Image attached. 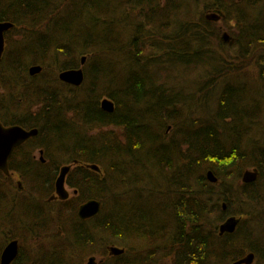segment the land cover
Instances as JSON below:
<instances>
[{
	"label": "trees",
	"instance_id": "1",
	"mask_svg": "<svg viewBox=\"0 0 264 264\" xmlns=\"http://www.w3.org/2000/svg\"><path fill=\"white\" fill-rule=\"evenodd\" d=\"M219 1L213 0L221 6ZM242 1L229 6L232 14L222 10L237 25L236 46L247 53L264 48V0ZM186 5L188 0H0V23L13 25L5 33V50L0 61V121L38 130V135L21 147L28 148L27 155L20 158L25 164L29 163L33 149L44 150V157L49 153L66 158V165L78 162L67 177L69 187L77 190L78 195L58 206L56 215L50 216L62 229L63 236L51 246L55 255L42 251V257L37 259L40 263L76 264L77 258L104 249L110 242L124 248L132 240L148 239V234L158 239L173 231L180 236L176 245L188 251L186 257L176 252L174 264H228L237 254L233 250L239 248L230 244V236L223 240L216 237L222 216L219 207L214 210L216 199L223 198L227 206L232 204L234 208L239 201L234 214L241 217V226L251 219L256 222L264 218V148L261 141L254 143L252 138L254 122L250 117L256 119L257 107L252 92L227 83L217 92L210 117L186 122L178 120L174 113L176 104L187 101L182 91L175 92L172 87L174 82L171 84L167 75L171 68L204 67L211 74L225 71L223 59L219 60L209 46L208 40L215 35L211 23L204 19L188 20V14H183ZM113 12L122 15L127 23L119 22L111 15ZM133 12L138 16H133ZM132 27L137 30L128 42L125 31ZM167 28L176 30V36L169 41L178 46L179 54H173L167 47L160 50L162 55L167 54L162 56L163 61L151 60L162 59L158 58L159 53L144 56L143 46L152 40L150 31L162 34ZM84 55L90 59L83 67L85 81L77 90L83 95L66 97L63 90L66 85L58 81V74L78 69V58ZM34 66L41 67L39 75L48 69L54 75L50 80L34 83L28 73ZM263 66L264 60H260L259 69ZM158 75L162 78L153 79ZM87 76L91 84L84 89ZM54 83L60 89H55ZM209 84L213 92V83ZM101 98L114 102L113 113L100 109ZM166 123L176 126L172 135L165 136ZM98 130L102 132L93 133ZM48 164L34 161L24 171L17 170L31 196L37 194L42 202L51 193L60 166L54 165L53 176L46 177ZM86 165L98 166L100 173L87 169ZM246 165L258 169L257 181L235 187L232 179L239 181ZM205 168L218 173L217 185L205 184L206 175L202 172ZM151 177L159 184L158 189L146 187ZM191 178L207 187L209 193L201 188L188 189L183 195L177 182L188 187L186 183ZM140 187V194L148 192L155 197L150 211L147 209L150 204L133 198ZM256 188L262 194L256 196ZM124 189L129 190V197L123 193ZM3 199L0 193V221L18 229L20 234L26 226L17 222V227L13 214L7 210L4 214L7 201ZM172 199L179 202L178 206L171 208ZM87 200H98L101 208L97 216L82 221L77 217V209ZM24 201L35 203L26 197L18 202ZM201 203L205 205L204 212ZM35 209L28 214H33L29 233L37 228L38 221L52 225L49 218L37 215L42 212L39 204ZM0 232L1 247L6 234L12 231ZM204 238L209 252L200 244L206 242ZM205 253L210 254L209 259L203 256ZM254 253L259 257L263 254ZM127 254L129 251L125 249L121 256L109 258L110 264L141 262V253L137 254L139 262Z\"/></svg>",
	"mask_w": 264,
	"mask_h": 264
},
{
	"label": "rangeland",
	"instance_id": "2",
	"mask_svg": "<svg viewBox=\"0 0 264 264\" xmlns=\"http://www.w3.org/2000/svg\"><path fill=\"white\" fill-rule=\"evenodd\" d=\"M128 2V0H126ZM221 4L220 5H215L213 0H188V5H186V9L183 11L184 13L188 14V20H199V19H204L205 21H208L209 26L214 29V38L209 39V46L210 49L212 48L215 52L216 57L223 61L221 63L224 65V72L223 74H218L214 73L211 74L210 71L206 70L204 67H194L192 70H187L186 68H171L170 73H167L169 75L171 80V84H173V88L175 92L182 91V96L185 98L187 102L184 104L179 103L176 104L175 106V111L176 117L179 120H185L186 122L188 121H193L196 119H206L210 117V113L212 115V112L214 109H211L212 106H215L216 104V95L217 92L221 90V86L224 84H234V85H241L243 86L246 90H249L252 92L254 98L257 100L256 101V106L255 107V117H256V122H254L251 126L252 130V138L254 143H257V141L264 140V66L259 69L258 63L261 60H264V48H259V49H254L251 52L244 53L242 49H238L239 46H236L237 44V35H238V30H237V25L235 22L231 21V18L225 17V14L222 10V8L225 10L226 13L232 14L231 8L237 3L241 4L243 1L242 0H220L219 1ZM234 3V4H233ZM232 5L231 8L229 6ZM133 16H138L133 12ZM140 18L138 19L137 23H139ZM205 25V24H203ZM159 31L155 32L154 29L150 31V35L152 36V40L146 44H144L143 48V55L144 56H149L152 53H158V51L162 50L163 48L168 47V43H170L169 38H174L176 35V30L175 29H170L167 28L165 31H162V34H158ZM226 35L227 39L225 42L222 41V36ZM17 35L15 36V38ZM219 54L222 56L220 57ZM167 54H164L165 56ZM158 55L155 54L154 57L156 58ZM169 57V56H168ZM85 59L84 61V66L86 67L88 64V60L90 59V56L84 55L82 57H79V63H81L82 59ZM262 58V59H261ZM157 62L163 61L164 58L162 59H151ZM80 64L78 65V67ZM83 66V67H84ZM58 73V72H57ZM42 74H37L31 78L34 79V83H39L40 80H50L52 78L53 71L52 69H48L47 72ZM162 74V73H161ZM155 74L151 75L154 76ZM57 77V75L55 74ZM148 76V74H146ZM144 76V78L146 77ZM30 78V76L28 77ZM88 80L86 81L84 85V89L88 88L89 85L91 84V79L90 76H87ZM160 75L155 76L153 79L157 80L160 79ZM32 80V79H31ZM168 80V81H169ZM163 79H161L162 84ZM213 83L214 86V91H211L210 84ZM53 86L58 89H60V86H57L55 83ZM64 95L67 97L70 95L69 94H78V96L83 95L80 91H77L78 88H74L71 86L66 85L64 86L63 89ZM104 99L101 98L100 101ZM109 99V98H108ZM179 102V101H177ZM202 103L204 107L202 106ZM166 109H162L163 113H167L165 111ZM214 114V113H213ZM258 122V123H257ZM179 125V131L178 134L180 133V123ZM263 124V126L261 125ZM166 131H165V136L172 135L176 129V126L174 123H166L165 124ZM109 129V128H108ZM107 130V128H106ZM105 131V130H104ZM102 132L101 130L94 131L93 133H100ZM119 135V134H118ZM39 149H33V154H36V157L39 158V155L37 154ZM184 153V150H182ZM55 155V154H54ZM181 155V154H180ZM57 156V155H55ZM47 164L49 163L51 166L45 168V176L50 177L53 176L52 171L55 172L56 168L54 165L58 163L60 165L59 167L66 165L67 159L60 157L56 158L52 156L51 154H45V157ZM48 164V165H49ZM53 166V167H52ZM246 168L244 170L248 169L251 171L253 167L251 165H246ZM52 174V175H51ZM57 175V172H56ZM56 175L54 176V179L56 178ZM72 181L75 182V177L71 176ZM12 181L14 184H4V186L0 185V193L1 196L4 198L3 201H7V205L5 206V209L3 208L4 214H7L6 210L8 211V214L11 213L12 217L15 219V224L17 226V222L20 223V225L26 226V228H29L28 222H31L30 215H24L22 213V210L27 209L30 212L36 211V204L40 205L41 211L37 215L41 217L43 215V219H50L51 224H44L43 228H38V230L31 231L29 235L24 236L28 240V242H32L34 244V248L32 246H28L26 244L24 246V249L30 250V248L33 249L32 255L34 256V260H37L38 258L42 257V252H39L38 245H43V246H53L55 243L59 241L58 239L63 236V231L60 227L57 226L56 223L52 220L51 215L54 217L56 215L57 207H54V204H49L46 205V201L42 202L39 200V197L37 194H33L32 196L34 197L33 201L35 203H27L26 201L20 203L21 210L14 212L13 210V203L18 202L21 198L22 195L26 194L29 190L26 189V191L22 193H18L17 187H16V178H13ZM153 177L148 178L146 182L147 188L154 187L155 189L159 188V184H156L153 182ZM235 181V187H238V181L236 179H232V182ZM21 182V180H20ZM68 192L71 194V190L69 186H66ZM142 187H140L139 191L137 194L133 195L134 197L140 198L142 202L146 205L150 204V207L147 209H151V206L153 205L152 201L155 199L153 196H149L148 192L140 194V190ZM123 193H126V197H129V190L123 191ZM71 196V195H70ZM72 198V196L70 197ZM109 200H107L108 202ZM155 204V203H154ZM239 206V201L237 203ZM238 206L236 208L238 209ZM219 207V206H218ZM232 210V208H231ZM233 210H236L233 208ZM232 210V212H233ZM147 211V210H146ZM52 212V213H51ZM235 212V211H234ZM51 213V214H50ZM155 213V212H154ZM48 215V216H47ZM4 216V215H3ZM162 216V215H161ZM238 216V215H236ZM18 227V226H17ZM20 229V228H19ZM0 230L8 232V231H16L18 232V229L14 230V228L10 227V225L7 222L0 221ZM168 235H164L163 237L160 238H153V234H148V239L144 241L140 240H132L127 243V245L124 246V248H121L120 246H116L114 243L110 242L108 243L104 249H96L93 254L86 256L85 258H77L76 264H86L87 260L90 257H95L96 262L99 264H108L109 256L108 254V247H117L119 249L123 250H128L129 255L127 254V257H131L138 261V256L137 254L141 253V263L139 264H174L176 257L181 249L179 245H176V241L174 236H172L171 233H167ZM19 235V234H18ZM2 237L0 235V241ZM30 244V243H29ZM110 244V245H109ZM27 246V247H26ZM27 250H24L26 253ZM35 250V251H34ZM178 252V253H176ZM106 253V255H104ZM136 253V255H135ZM27 254V253H26ZM235 258L233 257L228 264H232L234 262ZM110 264V262H109ZM214 264V263H213ZM217 264H222V263H217ZM227 264V263H226Z\"/></svg>",
	"mask_w": 264,
	"mask_h": 264
},
{
	"label": "water",
	"instance_id": "3",
	"mask_svg": "<svg viewBox=\"0 0 264 264\" xmlns=\"http://www.w3.org/2000/svg\"><path fill=\"white\" fill-rule=\"evenodd\" d=\"M13 25L11 23H0V61L2 59L5 50V33L11 29ZM85 59L81 60V65H84ZM41 72V67L34 66L28 71L30 76H35ZM58 79L73 87H79L84 82V72L82 69H72L60 72ZM102 109L107 113L114 112V105L110 99L105 98L101 102ZM38 131L36 129L27 131L19 126L4 127L0 122V172L8 175V160L15 148L20 146L29 138L35 137ZM87 168L99 171L95 165H87ZM70 170L69 166H64L60 169L59 175L54 183L55 195L60 200H67L69 193L65 188V177ZM209 176V175H208ZM256 171H246L243 175V182L249 183L256 180ZM214 182L215 180H211ZM101 208V203L98 200H88L81 204L77 211V216L80 220H87L94 218ZM238 223L235 218L229 219L220 227V232L230 231L233 224ZM17 243H9L1 254L0 264H10L17 256ZM108 253L110 256H121L124 253L123 249L117 247H108ZM252 256H248L237 264H251ZM86 264H99L96 262V258L91 257L87 260Z\"/></svg>",
	"mask_w": 264,
	"mask_h": 264
},
{
	"label": "bare ground",
	"instance_id": "4",
	"mask_svg": "<svg viewBox=\"0 0 264 264\" xmlns=\"http://www.w3.org/2000/svg\"><path fill=\"white\" fill-rule=\"evenodd\" d=\"M111 15H115V17H116V19L119 21V22H122V23H124V24H126L127 23V21L125 22L124 20H123V16L122 15H120L119 13H112ZM136 30H137V27H132L131 29H127L126 31H125V38H126V40L129 42V41H131V40H133V35H134V33L136 32ZM131 39V40H130ZM227 39V37H226V35L224 34L223 36H222V41L223 42H225V40ZM126 42V41H125ZM168 48H169V51L170 52H172L173 54H179V51H178V46L176 45V44H174V43H172L171 41H170V43H168ZM158 53H159V57L158 58H162V53L160 52V51H158ZM112 103H113V105H114V111H115V104H114V102L112 101V100H110ZM100 109L102 110V111H104L103 109H102V107H101V104H100ZM105 112V111H104ZM105 113H107V112H105ZM107 114H110V113H107ZM250 119L253 121V122H256V119H254V118H252V117H250ZM258 123V122H257ZM261 142L263 143V148H264V140H261ZM78 165V162H75V163H72V164H68L67 166H69L70 167V170H69V172H68V174L70 173V171L75 167V166H77ZM96 166V165H95ZM98 167V166H97ZM87 169H89V168H87ZM98 169H99V171H94V170H92V171H94V172H97V173H100V168L98 167ZM89 170H91V169H89ZM246 171H248V169H246V170H244V172H242V174L241 175H244V173L246 172ZM203 173H204V175H206L205 177H206V179H209V180H215L213 183H215V182H217L218 183V173H216V172H214L213 170H211V169H208V168H205V170L204 171H202ZM68 174L66 175V177H65V188H66V186H69L68 185V182H67V177H68ZM209 175V176H208ZM242 177V176H241ZM257 178H258V176L256 177V180H255V182L257 181ZM223 182H224V184H226V180H223ZM177 186L178 187H180V188H178V189H182V193H183V195L184 194H187V192H188V189H190V190H193V191H195V190H199V189H203V187L201 186V184L200 183H196L195 181H193V179L191 178L190 180H188L187 181V183H186V186H188V187H185V185L184 184H182L181 182H177ZM70 188V187H69ZM76 191V196L78 195V191L77 190H75ZM255 192H256V196L257 195H259V194H262V191H261V189L260 188H256L255 189ZM209 193V192H208ZM48 200V199H47ZM88 201V200H87ZM86 201V202H87ZM178 201L177 200H175V199H172V200H170V206H171V208H173L174 206H178ZM204 208H205V205H203L202 203H201V210L204 212L205 210H204ZM214 210L216 211L217 210V206L215 205L214 206ZM207 211H210V209H208ZM99 212H100V210H99ZM98 212V213H99ZM98 215V214H97ZM96 215V216H97ZM257 215V214H256ZM31 216H33V214H30V217ZM36 226L40 229V228H43V229H45L44 228V226H43V223L42 222H40V221H38L37 223H36ZM241 228V229H240ZM33 230H37V228H34ZM19 235H20V237H21V239L24 241V243H26V244H28V245H30V246H34V244L32 243V242H28V240L26 239V238H24V236H25V232H23V231H19ZM180 233V232H179ZM171 234H172V236H174V238H175V240H178L179 238H180V236H179V234H173V231H171ZM221 234H222V236H221ZM18 232H16V231H12L10 234H9V238L10 239H14V238H17L18 236ZM235 235H237V237H234L233 238V236H235ZM230 236V237H229ZM186 237H189L188 235H186ZM217 238H221L222 240L223 239H225V238H227V237H229L228 238V240H230L229 242H230V244L232 245V246H234V247H238L239 249H235V250H233V252L234 253H241V256H240V258L241 257H243V258H241V259H239V260H237V259H235L234 260V262L232 263V264H237L238 262H240V261H242L243 259H245L246 257H248V256H252V260H253V255L251 254V253H249V252H251V251H255V252H264V218H262V219H260V220H258V221H256L255 222V220L254 219H251L250 220V222L249 223H247V224H242V226H241V224H239V223H236V224H233L232 225V227H231V229H230V231H225L224 233H221L220 232V229H218V233H217V236H216ZM204 240L206 241V242H204V241H201L200 242V244L203 246V247H205L207 250L206 251H208L209 249V245H208V241H207V239L206 238H204ZM239 240V241H238ZM16 242L17 243V246H18V248H17V254L19 253V251H20V246H19V243L17 242V240H13V241H11V242ZM30 243V244H29ZM38 245V247H40L41 249H43L44 251H46L47 253H49V254H51V256H53V255H55V253H54V249H52L51 248V246H43V245H39V244H37ZM5 249V248H4ZM24 250V249H23ZM243 250H246V251H244L243 252ZM209 252V251H208ZM224 252H227V249H224ZM243 252V253H242ZM179 255H181V256H185L186 257V255H188V251L187 250H185V249H183V248H181L180 249V251H179ZM210 255V254H209ZM209 255L208 254H206L205 253V255H203L205 258H207V259H209ZM218 254L216 253V256H217ZM93 257V256H92ZM114 257H119V256H114ZM91 258V257H90ZM95 258V257H94ZM213 258H215L214 256H213ZM22 259L23 260H25V261H28V262H30V261H32V260H34V256L32 255V256H30L29 258H27V254L24 252L23 253V256H22ZM15 260V259H14ZM13 260V261H14ZM12 261V262H13ZM12 262L10 263V264H12ZM252 262V261H251ZM26 263V262H25ZM141 263V262H140ZM203 264H206V263H204L203 262Z\"/></svg>",
	"mask_w": 264,
	"mask_h": 264
},
{
	"label": "flooded vegetation",
	"instance_id": "5",
	"mask_svg": "<svg viewBox=\"0 0 264 264\" xmlns=\"http://www.w3.org/2000/svg\"><path fill=\"white\" fill-rule=\"evenodd\" d=\"M1 122V121H0ZM2 123V122H1ZM3 124V123H2ZM3 126L4 127H10V126H19V125H5V124H3ZM19 127H21V128H23L22 126H19ZM23 129H25V130H27V131H30V130H34V128L33 129H26V128H23ZM37 130V129H36ZM38 131V130H37ZM37 135H38V133H37ZM36 135V136H37ZM35 136V137H36ZM35 137H32V138H35ZM32 138H29L28 140H26L24 143H22L20 146H18L17 148H15L14 150H13V152L11 153V155H10V157H9V160H8V175H5L4 173H2V172H0V185L1 186H4V184H6V183H8V184H14V182L12 181V179L13 178H16V187H17V191H18V193L20 194V193H24L25 191H26V188H25V186H24V184H23V175H21V172H17V170H25V169H27V168H29L30 167V165L34 162V161H39V162H41L42 164H44V165H46V160L44 159V150H42V149H39L38 150V152H37V154L39 155V158H37L36 157V154H33L32 153V155H31V158H30V160L28 161L29 163L28 164H25L24 163V161L25 160H21L20 158H21V156H24V155H27V149L28 148H21L22 146H25V145H27V143L30 141V140H32ZM28 147V146H27ZM29 150H31V149H29ZM20 152V155H18V153ZM12 159H14L13 161H12ZM13 162H15L16 163V165H14L13 164ZM75 163V162H74ZM13 166V168H17V169H11V167ZM64 166H67V165H63V166H61V167H58V171H57V175H56V178H55V181H56V179H57V177H58V175H59V171H60V169L62 168V167H64ZM87 166V165H86ZM46 167H49L48 165L46 166ZM248 171H250V170H248ZM251 171H256L257 172V176H259V171H258V169L257 168H252L251 169ZM242 177H240V180L238 181V187H241V186H249V185H251V184H254L255 183V181H253V182H249V183H246V182H243V175H241ZM20 180H21V182H20ZM207 181L205 182V184H208V185H217L218 183L217 182H215V183H213L211 180H209V179H206ZM55 181H54V183H55ZM67 188V187H66ZM71 189V188H70ZM204 190H203V192L205 191V190H208V192L210 191L207 187H204L203 188ZM67 190V189H66ZM68 191V190H67ZM216 191H218L217 189H216ZM208 192H204V193H208ZM226 192V191H225ZM31 192L30 191H28L26 194H24V195H26V196H24V197H26V199L28 200V201H30V200H34V197H32L31 196V194H30ZM69 193V192H68ZM72 197H76V191L75 190H71V194L69 193V197H68V199L67 200H60V199H58L57 197H56V195H55V188H54V185H53V188H52V191H51V193L49 194V196H48V200L46 201V205H49V204H54L55 206L54 207H60V205H63V204H66V202L67 201H69V199H71L70 197L71 196ZM85 203V202H84ZM83 204V203H82ZM81 205V204H80ZM79 205V206H80ZM216 205H217V207L219 206V210L221 211V213H222V216H221V218H220V222L218 223V225H217V233H218V229H220V227L224 224V223H226L229 219H231V218H235L236 220H238V223L240 224V222H241V217L240 216H236L235 214H234V211L235 210H233V206H232V204H231V206H227V203L223 200V198H217L216 199ZM79 208V207H78ZM231 208H232V210H233V212H232V210H231ZM20 210V203L19 202H14L13 203V210ZM235 209H237L236 207H235ZM22 211H24L25 213H26V215H28L29 214V211L27 210V209H24V210H22ZM77 211H78V209H77ZM78 217V216H77ZM79 219V218H78ZM87 220H90V219H87ZM82 221H86V220H82ZM28 224L30 225L31 224V222H28ZM23 230L25 229V228H22ZM28 229H31V227L29 226V228ZM28 229L26 228V230H24L25 231V236L26 235H29L30 233H29V231H28ZM23 231V232H24ZM2 234V232H0V235ZM9 234H10V232H8L7 234H6V236H5V239H3V240H5L4 241V243L1 245V247H0V259H1V254H2V252H3V250H4V248L9 244V243H11V241H13V240H17V242L19 243V246H20V251H19V253L17 254V256H16V258H15V260L12 262V264H39L40 263V261H38V260H32V261H30V262H28V261H25V260H23L22 259V256H23V253H24V250H27V249H24V246L26 245V243H24V241L21 239V237H20V235H19V237H17V238H14V239H10L9 238ZM2 236V235H1ZM221 236H222V234H221ZM29 246V245H28ZM27 247V246H26ZM32 248H34V246L32 247ZM32 248H30V250H27L26 251V253H27V258H29L30 256H32V251H33V249ZM39 248V252H42V251H44L43 249H41L40 247H38ZM24 249V250H23ZM108 249V248H107ZM35 251V250H34ZM249 253H251L254 257H253V260H252V262H251V264H264V252H263V254H262V257H259V256H257L255 253H254V251H251V252H249ZM109 254V253H108ZM124 254V253H123ZM240 255H241V253H237L236 255H235V259H237V260H239V259H241V258H243V257H241L240 258ZM110 256V255H109ZM111 257H114V256H111ZM39 259V258H38ZM26 262V263H25ZM40 264H43V263H40Z\"/></svg>",
	"mask_w": 264,
	"mask_h": 264
}]
</instances>
